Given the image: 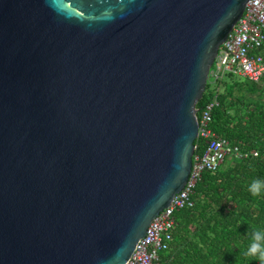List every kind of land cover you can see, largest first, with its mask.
<instances>
[{"label": "water", "instance_id": "obj_1", "mask_svg": "<svg viewBox=\"0 0 264 264\" xmlns=\"http://www.w3.org/2000/svg\"><path fill=\"white\" fill-rule=\"evenodd\" d=\"M247 2L0 0V264H126Z\"/></svg>", "mask_w": 264, "mask_h": 264}, {"label": "trees", "instance_id": "obj_2", "mask_svg": "<svg viewBox=\"0 0 264 264\" xmlns=\"http://www.w3.org/2000/svg\"><path fill=\"white\" fill-rule=\"evenodd\" d=\"M259 85L231 74L215 82L209 77L196 105L197 119L210 102L211 129L239 147L247 157L228 160L215 172H206L194 189V206L175 213L176 226L167 249L160 252L161 264H260L246 256L256 230L264 231V193L253 196L249 185L264 181V103L246 102L234 91ZM222 88V92H220ZM203 141H197L195 154H202Z\"/></svg>", "mask_w": 264, "mask_h": 264}, {"label": "built area", "instance_id": "obj_3", "mask_svg": "<svg viewBox=\"0 0 264 264\" xmlns=\"http://www.w3.org/2000/svg\"><path fill=\"white\" fill-rule=\"evenodd\" d=\"M228 74L257 84L264 81V0H248L241 18L218 48L209 77L215 82ZM216 105V101L210 102L200 111L192 166L185 186L151 221L126 264H161L160 252L167 249L177 224L175 213L194 206V189L203 174L215 172L225 161L247 157V153L211 129V112ZM198 140L205 144L200 155L195 154Z\"/></svg>", "mask_w": 264, "mask_h": 264}, {"label": "clouds", "instance_id": "obj_4", "mask_svg": "<svg viewBox=\"0 0 264 264\" xmlns=\"http://www.w3.org/2000/svg\"><path fill=\"white\" fill-rule=\"evenodd\" d=\"M248 191L253 196H260L264 193V181L260 179L254 180L248 187ZM246 256L256 257L260 264H264V231L256 230L252 236L251 243L249 244Z\"/></svg>", "mask_w": 264, "mask_h": 264}, {"label": "rangeland", "instance_id": "obj_5", "mask_svg": "<svg viewBox=\"0 0 264 264\" xmlns=\"http://www.w3.org/2000/svg\"><path fill=\"white\" fill-rule=\"evenodd\" d=\"M237 78L243 81V78L241 77H237ZM259 87L261 88V90H256V91L251 92L249 91L247 87L244 86L243 90L241 91L235 90L234 95L235 97H241V94H242V96L244 97V100L248 103L249 102L264 103V85H259ZM222 90L223 89L220 88V92H222Z\"/></svg>", "mask_w": 264, "mask_h": 264}]
</instances>
